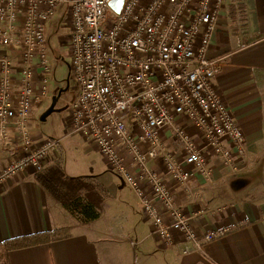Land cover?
Wrapping results in <instances>:
<instances>
[{
	"label": "built area",
	"instance_id": "obj_1",
	"mask_svg": "<svg viewBox=\"0 0 264 264\" xmlns=\"http://www.w3.org/2000/svg\"><path fill=\"white\" fill-rule=\"evenodd\" d=\"M111 1L0 0V141L16 138L19 145L0 184L29 169L42 172L59 146V139L36 142L30 127L36 104L49 94L46 29L66 6L75 86L70 134L91 141L135 193L153 221L150 237L165 244L177 233L186 243L183 254L201 250L229 230L198 235L167 180L184 185L193 171L209 181L208 155L231 166L246 154L243 134L213 85L222 59L206 57L220 10L237 0H124L119 13ZM164 131L181 160L163 144ZM157 161L164 174L150 166Z\"/></svg>",
	"mask_w": 264,
	"mask_h": 264
},
{
	"label": "crops",
	"instance_id": "obj_2",
	"mask_svg": "<svg viewBox=\"0 0 264 264\" xmlns=\"http://www.w3.org/2000/svg\"><path fill=\"white\" fill-rule=\"evenodd\" d=\"M0 53L5 54L1 47ZM206 57L222 59L213 85L243 134L246 154L235 157L231 166L208 155L209 181L192 171L184 185L171 179L167 185L176 207L198 235L220 228L229 232L188 254L182 253L186 243L180 234L165 244L150 237L153 221L143 212L135 193L111 171L91 141L73 134L106 164L105 170L94 167L92 172L89 168L93 165L87 166L84 173L89 175L84 176L75 174L77 164L61 165L68 178L91 177L108 190L99 218L79 222L42 188L33 170L12 176L0 184V264H264V0L226 3ZM14 73L17 81L19 73ZM35 82L38 87L39 79ZM50 85L51 79L49 96ZM46 103L36 104L33 120ZM30 133L36 142L45 139L34 125ZM58 139L57 153L60 146L65 151L61 144L64 137ZM161 139L181 160L168 131L161 133ZM18 147L16 138L0 141V172L19 155ZM55 152L50 157H55ZM56 162L60 163L47 160L44 170ZM151 165L165 173L159 161ZM255 179L263 183L255 185ZM238 180L245 183L234 189ZM142 187L151 198L149 186L143 183ZM64 230L68 233L61 238L48 236ZM34 236L42 242L5 251L7 242Z\"/></svg>",
	"mask_w": 264,
	"mask_h": 264
},
{
	"label": "rangeland",
	"instance_id": "obj_3",
	"mask_svg": "<svg viewBox=\"0 0 264 264\" xmlns=\"http://www.w3.org/2000/svg\"><path fill=\"white\" fill-rule=\"evenodd\" d=\"M65 12L66 6H63L59 16L54 21L50 22L46 29V52L48 55L49 66L51 68L50 96L48 94V98L45 101L47 102L44 107L45 109L42 110L43 113L41 112L36 115L32 125H34L36 130L40 131V136H45V139H58L64 137L65 140H63L61 144L64 145L65 151L60 146V150H58L59 153L55 152L54 154L56 156L49 157V159L52 158L53 161H59L62 166L66 164H77L75 174L84 176L89 175L84 173L88 172L87 166L90 167L93 165L89 168L90 172H92L94 167V170H105L106 164L101 160L97 153L90 151L87 145L78 136L73 134L69 135L72 132L70 103L75 96V86L70 78L68 68L71 21L67 18ZM53 97L57 98L53 112L42 120L41 116L49 109ZM257 175L260 176V173ZM86 178L96 181L91 177ZM86 178H84V180L89 181ZM241 182L245 183L243 181ZM242 183L240 185H242ZM262 183V180H254L255 185Z\"/></svg>",
	"mask_w": 264,
	"mask_h": 264
},
{
	"label": "trees",
	"instance_id": "obj_4",
	"mask_svg": "<svg viewBox=\"0 0 264 264\" xmlns=\"http://www.w3.org/2000/svg\"><path fill=\"white\" fill-rule=\"evenodd\" d=\"M68 178L60 163H54L47 170L37 173L36 180L64 210L76 217L81 223H89L99 218L104 200L108 197L105 188L93 179ZM62 233L48 234L50 239L66 236ZM42 242L41 237H28L12 240L4 245L5 251L30 247Z\"/></svg>",
	"mask_w": 264,
	"mask_h": 264
},
{
	"label": "water",
	"instance_id": "obj_5",
	"mask_svg": "<svg viewBox=\"0 0 264 264\" xmlns=\"http://www.w3.org/2000/svg\"><path fill=\"white\" fill-rule=\"evenodd\" d=\"M123 3H124V0H112L110 3V7L115 13H119L121 8H122ZM56 100H57V98H55V97L52 98V103H51L49 109L41 116L42 120H44L49 114H51L53 112L54 106L56 104ZM238 181L234 182V184H233L234 189H238V188L243 186V183L241 181H239L240 182L239 183ZM241 183H242V185H240Z\"/></svg>",
	"mask_w": 264,
	"mask_h": 264
}]
</instances>
